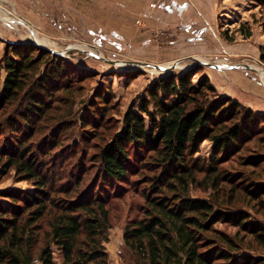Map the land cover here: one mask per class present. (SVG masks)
<instances>
[{
	"label": "rangeland",
	"instance_id": "374dc122",
	"mask_svg": "<svg viewBox=\"0 0 264 264\" xmlns=\"http://www.w3.org/2000/svg\"><path fill=\"white\" fill-rule=\"evenodd\" d=\"M178 1L174 13H169L165 6L171 10L177 1L0 0L1 84L7 75L5 58L13 54L9 50L12 45H40L46 50L55 49V54L63 57L59 66L63 71L52 87L47 112L32 118L31 129L24 132L27 123L18 118L27 105L26 95H21L19 103L9 104L0 118V148L11 151L18 138L31 156L38 158L42 174L50 178L48 191L52 202L38 222L36 248L39 251L50 242L58 262L63 260V254L51 241L53 225L66 213V206L77 192L92 187L108 201L110 226L100 240L108 255L105 264L144 263L126 244V227L144 217L148 195L156 194L152 185L158 179L169 180L171 170L150 154H144L136 172L123 180L105 181L99 156L121 129L126 113L132 107L138 109L156 79L199 66L194 82L208 75L220 95L236 99L264 117V82L259 75L264 68V0ZM163 2L161 10L150 7L159 8ZM158 11L163 14L157 15ZM34 33L48 44L40 43ZM34 57L41 62L30 74L27 87L31 88L40 75L49 74L55 65L47 53H35ZM202 58L211 65L197 64V59L204 61ZM178 61L180 66L170 70H157L152 65L172 66ZM8 116L16 126L6 122ZM17 126L22 127L20 132H14ZM211 152L212 143L203 141L199 152L189 158L191 165L195 163V180L178 185L177 189V182L173 181V187L163 188L159 195L171 200L190 196L231 201L233 205L228 208L244 209L264 225V207L258 211L254 206L257 200L238 181L243 179L241 183L249 186L254 181L264 182V161L250 163L253 155H264V122L241 152L221 163L219 173L233 178L222 181L219 190L213 189L212 179L207 178ZM6 163L7 156L1 154L0 191L34 192L33 180ZM79 177L83 179L80 190L72 183ZM217 227L232 236L238 230L225 223H217ZM250 239L247 236L244 245ZM246 251L252 256H264V246L255 241ZM32 264L41 261L37 259Z\"/></svg>",
	"mask_w": 264,
	"mask_h": 264
},
{
	"label": "trees",
	"instance_id": "16d2710c",
	"mask_svg": "<svg viewBox=\"0 0 264 264\" xmlns=\"http://www.w3.org/2000/svg\"><path fill=\"white\" fill-rule=\"evenodd\" d=\"M9 50L13 54L5 58L7 75L3 84L0 83V118L9 104L19 103L21 95H26L25 110L18 113L19 121L27 123L26 132L32 128L33 117L47 112L52 87L63 71L59 68L63 57L37 45H12ZM35 53L51 55L56 68L52 67L47 75H40L31 88L27 87L30 74L41 62L39 57H34ZM199 68L156 79L138 109H129L121 129L100 152L102 179L123 180L127 174L138 170L144 154H150L171 170L169 180L158 179L152 185L156 194L148 195L144 217L126 227L125 242L143 259V264H264V256H252L246 251L251 249L253 241L264 246V225L255 221L248 211L228 208L233 205L230 200L225 203L190 196H176L171 200L159 195L163 188L173 187L175 182L174 189H177L178 185L195 180V163L191 165L189 158L199 152L205 140L212 143L207 178L212 179L213 189L219 190L222 181L233 178L219 173L221 163L241 152L264 122V117L238 100L220 95L208 75L194 82ZM12 120L8 116L6 122L14 124ZM21 128L17 126L14 132H20ZM17 141L9 152L1 147L0 155L7 156V167L21 169L36 187L34 192L0 191V264H32L37 259L41 264H105L108 255L100 240L110 226L108 201L92 187L76 191L66 206V213L53 225L51 241L60 248L63 260H55L50 242L37 251L38 222L52 202L48 191L50 178L42 174L38 158H33L23 147L24 142L18 138ZM251 159L250 163L258 162L257 159L262 162L264 155H253ZM82 181L79 177L72 183L80 190ZM238 181L241 188L257 200L254 205L257 210H261L264 182L254 181L251 187L242 184L243 179ZM217 223L230 224L238 230L232 236L217 227ZM82 235L84 240L80 239ZM247 236L251 239L246 246Z\"/></svg>",
	"mask_w": 264,
	"mask_h": 264
},
{
	"label": "water",
	"instance_id": "95a60500",
	"mask_svg": "<svg viewBox=\"0 0 264 264\" xmlns=\"http://www.w3.org/2000/svg\"><path fill=\"white\" fill-rule=\"evenodd\" d=\"M39 45V44H38ZM40 46V45H39ZM53 52H57L55 49H51ZM117 63L119 62V61H116ZM146 64H148V63H146ZM197 64H209V65H211V63L210 62H205V61H201V60H199V59H197ZM148 65H151V64H148ZM153 66H155L157 69H159V70H170V69H172V68H174V67H176V65H172V66H164V65H155V64H152ZM215 66H217V67H219V68H223L224 66H221V65H215Z\"/></svg>",
	"mask_w": 264,
	"mask_h": 264
},
{
	"label": "bare ground",
	"instance_id": "6f19581e",
	"mask_svg": "<svg viewBox=\"0 0 264 264\" xmlns=\"http://www.w3.org/2000/svg\"><path fill=\"white\" fill-rule=\"evenodd\" d=\"M33 36H35L39 40L40 43L48 44L47 40H44V39L38 37L36 33H34ZM202 60L206 61L204 58H202ZM207 62H208V59H207ZM174 65H176V67L177 66L179 67L180 66V61L176 62ZM164 66H168V64H164ZM259 75H260L261 80L263 79V82H264V68L261 70Z\"/></svg>",
	"mask_w": 264,
	"mask_h": 264
},
{
	"label": "crops",
	"instance_id": "0c3cea01",
	"mask_svg": "<svg viewBox=\"0 0 264 264\" xmlns=\"http://www.w3.org/2000/svg\"><path fill=\"white\" fill-rule=\"evenodd\" d=\"M162 1H164V0H162ZM174 1H177V4H176V2L172 5V8H171V10H169V7L168 8H166V6H165V9L167 10L168 9V12L169 13H174V10L178 7V3H179V1L178 0H174ZM204 1H206V0H204ZM172 3V2H171ZM207 3V2H206ZM163 5H164V2L162 3V6H159V8L158 7H153V6H150L151 8H154V10H161V8H163ZM163 10V9H162ZM142 12H147V11H142ZM141 12V13H142ZM159 12H161V14H163L162 12L163 11H158L157 12V15H159ZM151 13H153V12H151Z\"/></svg>",
	"mask_w": 264,
	"mask_h": 264
}]
</instances>
